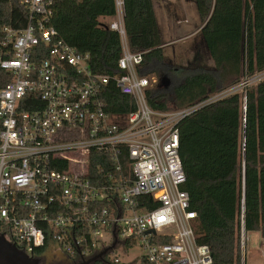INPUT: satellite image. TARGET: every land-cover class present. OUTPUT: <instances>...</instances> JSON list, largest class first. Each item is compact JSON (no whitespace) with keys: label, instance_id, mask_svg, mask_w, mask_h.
I'll use <instances>...</instances> for the list:
<instances>
[{"label":"built area","instance_id":"obj_1","mask_svg":"<svg viewBox=\"0 0 264 264\" xmlns=\"http://www.w3.org/2000/svg\"><path fill=\"white\" fill-rule=\"evenodd\" d=\"M54 1L22 0L26 27L0 33V73L7 79L0 87V233L32 257L53 246L80 262L132 240L143 250L139 264H213L212 247L198 240L179 154L177 125L201 103L168 111L149 105L152 78L138 73L142 52L128 45L126 0H115L108 21L122 41L116 75L93 72L89 53L57 39L48 24ZM262 79L264 70L242 86ZM110 80L135 101L124 116L107 113L99 99ZM92 150L116 163L107 183L89 177ZM244 235L242 226V264Z\"/></svg>","mask_w":264,"mask_h":264},{"label":"trees","instance_id":"obj_2","mask_svg":"<svg viewBox=\"0 0 264 264\" xmlns=\"http://www.w3.org/2000/svg\"><path fill=\"white\" fill-rule=\"evenodd\" d=\"M194 2L203 45L186 64L166 55L153 0H126L127 41L132 51L142 52L138 73L155 76L146 89L153 109L168 111L201 103L177 125L186 176L182 188L189 194L190 208L197 212L199 242L212 247L213 264H242L243 217L245 232L258 231L264 238V79L210 99L240 84L243 76L264 70V0ZM53 6L48 24L57 30V39L89 53L93 72L122 73L120 34L104 20L115 15V0H55ZM28 22L29 10L22 0H0V33L4 26L21 29ZM2 76L0 87L7 82ZM99 99L111 115L124 116L136 107L133 97L121 93L113 80L102 86ZM114 162L110 153L92 150L91 180H112L106 173ZM127 244L136 246L132 240ZM45 250L41 247L37 253ZM108 253L104 260L90 264H125L115 263Z\"/></svg>","mask_w":264,"mask_h":264},{"label":"rangeland","instance_id":"obj_3","mask_svg":"<svg viewBox=\"0 0 264 264\" xmlns=\"http://www.w3.org/2000/svg\"><path fill=\"white\" fill-rule=\"evenodd\" d=\"M170 1L173 2L171 5H166L168 2L167 0H155V4L161 22L164 20L163 16L166 18L167 14L169 17L175 16L174 13H176L175 11H177V7H179V10L177 11V18L181 20L180 25L176 24L177 18L175 17L171 22V32H167L166 27L162 23V33L163 37H165L166 39L172 38V40L176 41L172 46L168 47L167 53L176 51V57L174 58V61H176V63L178 64L184 65L188 62V60L191 61L193 53L200 47V44L203 45L200 37H192L191 35H189L195 30V24L198 23L200 19L194 0ZM177 30L178 33H176ZM169 56L171 58L173 57V55L171 54H169ZM150 77L152 78V83H154L156 80L155 76L151 75ZM244 80L245 77L243 76L242 82L240 84L230 87L229 89L219 94H227L234 88L242 91L244 88V86H242ZM251 81L252 83L250 84H254L257 82L256 80ZM242 241L244 242L245 264H264V238L262 237L261 233L258 231H249L247 233L245 232V235L242 237ZM142 252L143 250L139 245L132 248H125L121 246L114 251L109 252L108 256H110L111 258H113L114 256H119L125 264H139L138 258L140 257ZM43 256V259H45L44 261H47L48 264L61 261H64L66 263H73L74 261L71 258L66 259V257H64V253L56 250L53 246L50 249L46 250ZM135 259L136 261H134Z\"/></svg>","mask_w":264,"mask_h":264},{"label":"water","instance_id":"obj_4","mask_svg":"<svg viewBox=\"0 0 264 264\" xmlns=\"http://www.w3.org/2000/svg\"><path fill=\"white\" fill-rule=\"evenodd\" d=\"M245 33L242 37V48L245 45ZM245 122L246 117L244 120V161H245V137H246V130H245ZM121 216V212L119 213ZM244 216V215H243ZM243 226H244V217H243ZM245 229V228H244ZM116 245V241L109 247L105 248L104 250L100 251L96 255L90 257L87 260L80 261L79 264H90L97 260H104V255L108 252H111ZM42 258L41 257H32L29 256L23 249L19 248L15 243L9 241L7 237L0 233V264H40Z\"/></svg>","mask_w":264,"mask_h":264},{"label":"crops","instance_id":"obj_5","mask_svg":"<svg viewBox=\"0 0 264 264\" xmlns=\"http://www.w3.org/2000/svg\"><path fill=\"white\" fill-rule=\"evenodd\" d=\"M154 1V8H155V12H156V16H157V19H158V23H159V26H160V29H161V35H162V40H163V46H164V51H165V53H166V55L167 56H169V54H171V55H173V59L176 57V51H172V53H167V49H168V47H170V46H172L176 41H174V40H172V38H169V39H166L165 37H163V33H162V23H163V25L166 27V30H167V32H171V22H172V20L176 17L177 18V11L179 10V7H177L178 9H177V11H175L176 13H174L175 14V16H171V17H169L168 16V14H167V17L165 18L164 16H163V18H164V20L161 22L160 21V16H159V14L157 13V7H156V4H155V0H153ZM168 2H167V4L166 5H171L173 2H171L170 0H167ZM171 2V3H170ZM170 9V8H169ZM167 13V12H166ZM158 14V15H157ZM158 16H159V18H158ZM105 18V17H104ZM111 18L112 17H106L104 20L105 21H110L111 20ZM180 23H181V20H179L178 18L176 19V24H178V25H180ZM167 26H169V27H167ZM201 27H202V24H201V22L199 21L198 23H196L195 24V30L192 32V33H190L189 35H191L192 37H199L198 36V34H199V31H200V29H201ZM176 28V27H175ZM178 29H179V26H178ZM176 33H178V30L176 31ZM191 37V38H192ZM170 57V56H169Z\"/></svg>","mask_w":264,"mask_h":264},{"label":"flooded vegetation","instance_id":"obj_6","mask_svg":"<svg viewBox=\"0 0 264 264\" xmlns=\"http://www.w3.org/2000/svg\"><path fill=\"white\" fill-rule=\"evenodd\" d=\"M64 257H66V259H69V256L67 254H64ZM44 258V257H43ZM41 260V263L40 264H48L47 261H44L45 259ZM80 262L79 261H73V263H66L64 261H61V262H56V263H49V264H79ZM93 263V262H92Z\"/></svg>","mask_w":264,"mask_h":264}]
</instances>
